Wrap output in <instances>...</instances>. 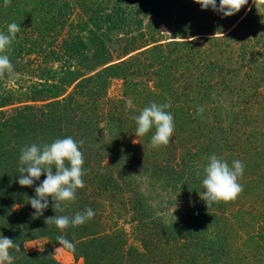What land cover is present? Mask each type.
Returning a JSON list of instances; mask_svg holds the SVG:
<instances>
[{
  "label": "trees",
  "instance_id": "16d2710c",
  "mask_svg": "<svg viewBox=\"0 0 264 264\" xmlns=\"http://www.w3.org/2000/svg\"><path fill=\"white\" fill-rule=\"evenodd\" d=\"M13 22L2 54L14 72L0 76V236L20 245L12 264H61L58 236L84 264H264V5L224 16L195 0H0V33ZM153 102L174 117L158 148L155 127L137 137L133 119ZM66 137L84 155V187L63 211L49 196L34 216L46 173L21 186V151ZM212 155L245 167L239 196L208 208ZM89 207L82 225L45 223ZM36 238L49 246L27 252Z\"/></svg>",
  "mask_w": 264,
  "mask_h": 264
},
{
  "label": "clouds",
  "instance_id": "9594fccd",
  "mask_svg": "<svg viewBox=\"0 0 264 264\" xmlns=\"http://www.w3.org/2000/svg\"><path fill=\"white\" fill-rule=\"evenodd\" d=\"M202 8L211 7L213 10L221 12L224 16H231L240 11L248 0H219L217 7L216 0H195ZM256 7L264 5V0H254ZM4 5H10V0H4ZM20 31V25L13 22L7 25L8 34L0 33V76L6 72H14L13 64L9 56L4 53L14 41L16 34ZM167 33V32H163ZM195 39V37H193ZM131 99L126 101V110L133 108ZM170 104L152 103L145 107L141 113L133 119L136 121V136L142 137L155 127V133L151 137L150 145L158 148L168 145L173 137L174 117L165 111L170 108ZM202 106L197 107L198 113H203ZM80 143H83L82 141ZM19 161L21 174L18 183L21 186H32L39 180L42 173H46V178L35 188V198H30L29 203L35 209L34 216L43 215L49 206V196L55 202L54 209L61 208V202L74 201L76 190L84 187L83 164L84 155L79 150L78 143L72 137L56 139L51 144L39 146L32 144L22 149ZM68 162L66 166L65 162ZM53 165L55 173H53ZM244 164L240 160H234L229 166L227 161L217 158L216 155L209 157L208 164L204 167V178L202 185L205 191L200 194L209 208L215 202H228L235 200L243 191V186L238 182L244 172ZM27 173V175H23ZM94 211L89 207L84 212H77L73 217L67 215L48 217L45 223H54L57 228L64 230L69 225L79 226L94 217ZM57 241L61 247L75 251V245L64 236H58ZM20 251V245L14 243L10 238L0 236V264H12L14 257L10 255V249Z\"/></svg>",
  "mask_w": 264,
  "mask_h": 264
},
{
  "label": "rangeland",
  "instance_id": "374dc122",
  "mask_svg": "<svg viewBox=\"0 0 264 264\" xmlns=\"http://www.w3.org/2000/svg\"><path fill=\"white\" fill-rule=\"evenodd\" d=\"M161 29L162 31H167L165 26H161ZM116 87L117 85L113 84L110 90H115ZM213 139H215L214 142H217V136ZM48 246V241L44 238L31 239L24 243V248L27 252L39 251ZM51 252L54 259L61 264H84L83 257L75 256L70 250L61 247L60 244L53 245Z\"/></svg>",
  "mask_w": 264,
  "mask_h": 264
}]
</instances>
